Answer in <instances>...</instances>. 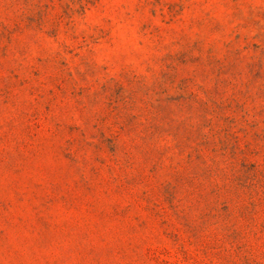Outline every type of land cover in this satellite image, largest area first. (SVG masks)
<instances>
[{
  "label": "rangeland",
  "instance_id": "obj_1",
  "mask_svg": "<svg viewBox=\"0 0 264 264\" xmlns=\"http://www.w3.org/2000/svg\"><path fill=\"white\" fill-rule=\"evenodd\" d=\"M0 264H264V0H0Z\"/></svg>",
  "mask_w": 264,
  "mask_h": 264
}]
</instances>
